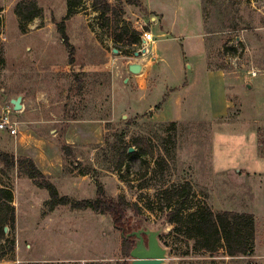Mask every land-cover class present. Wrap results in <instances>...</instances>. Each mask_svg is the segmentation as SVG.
<instances>
[{"label":"rangeland","instance_id":"374dc122","mask_svg":"<svg viewBox=\"0 0 264 264\" xmlns=\"http://www.w3.org/2000/svg\"><path fill=\"white\" fill-rule=\"evenodd\" d=\"M18 1L0 0V122L6 114L16 127L15 134L0 127V150L56 164L58 176L50 180L60 196L94 200L101 185L106 197L123 198L125 223L163 226L159 240L167 248L166 264H264V156L258 149V140L264 141V0H200L206 44L200 65L223 73L227 100L224 116L202 121L153 117L162 98L141 106L153 99L156 85L139 100L140 82L133 78L142 74L130 73L128 65L159 58L164 46L153 47L162 24L154 22L157 12L149 11L147 0H108L113 12L102 16L86 1L66 19V0H35L41 15L25 31L14 13ZM151 1L169 12L168 4L183 0ZM145 30L153 32L154 42L143 47L140 35L138 43H128ZM18 95L23 106L16 111L10 100ZM203 99L205 114L209 99ZM62 143L71 147L66 155ZM123 148L139 157H126L117 169ZM231 163L239 170H219ZM1 180L12 188L16 220L7 234L15 239L14 250L0 264H129L109 214L70 204L51 208L48 191L15 169ZM185 181L195 206L253 214L251 255L230 257L223 249L209 255L172 230L157 190Z\"/></svg>","mask_w":264,"mask_h":264},{"label":"trees","instance_id":"16d2710c","mask_svg":"<svg viewBox=\"0 0 264 264\" xmlns=\"http://www.w3.org/2000/svg\"><path fill=\"white\" fill-rule=\"evenodd\" d=\"M86 1H91L101 16L113 12L108 0H66L65 19L77 13ZM127 3L132 4L134 2L127 0ZM1 11L2 6L0 5ZM14 13L19 20L20 29L25 31L26 26L41 15V8L37 6L35 0H20L14 7ZM1 26L0 15V31ZM62 29L60 28L61 31ZM126 33L127 31L124 29L118 38H115L116 43L121 42ZM135 33L136 36L129 38V44H136L140 41V32ZM63 42L68 45L65 36ZM134 142L135 145H138L136 140ZM263 142L262 139L258 140L260 156H264ZM60 149L63 155L71 151V147L66 143H62ZM122 152L123 155L120 154L116 162L117 169L124 165L127 160L126 157L132 159L139 157L138 152L129 153L127 148H123ZM163 160L161 158V162ZM159 162L160 159H157L156 163ZM11 169H15L18 175L28 177L36 186L47 190L50 195L51 208L61 204H70L73 209H90L102 214H109L113 225L122 233V252L125 257H129L133 242L130 237L126 238V235L133 227L124 221V213L128 204L124 202L123 198L114 200L106 197L101 185H97V197L94 200L73 201L67 196H60L50 177L42 173L33 159L22 155L15 156L13 153L0 150V259L12 252L15 246L14 237L12 235L7 236L15 230L14 195L12 188L1 180L6 171ZM79 173L85 175L88 172L81 170ZM157 195L160 203L163 202L162 208L168 209L166 221L173 225L172 230L174 232L193 242V249L209 255L223 249L230 257L248 256L253 253L255 245L253 214L233 210H214L208 204L195 206L192 203V186L187 181L178 186L170 184L161 187L157 190ZM4 227L8 228L9 233L4 231Z\"/></svg>","mask_w":264,"mask_h":264},{"label":"crops","instance_id":"0c3cea01","mask_svg":"<svg viewBox=\"0 0 264 264\" xmlns=\"http://www.w3.org/2000/svg\"><path fill=\"white\" fill-rule=\"evenodd\" d=\"M146 2L149 11L157 12L152 17L156 19L154 22H161L162 24V28L158 30L159 33L157 34L159 39L155 42L153 41L156 43L153 47L156 46L159 50V42L161 44L163 42L164 46L158 52L159 58L151 59L148 63H142V76L133 78L135 79L134 81L140 82V86L137 88L140 92L139 100H145L146 97L152 94L150 89L156 85L153 99L141 106L155 104L162 98L163 102L160 110L157 114H153V117L157 116L163 121L168 119L173 121H185L187 119L202 121L205 116L209 120L224 116L227 110V100L225 98L223 73L220 70H207L200 65L206 54L201 1L183 0L174 2L172 5L168 4L170 7L169 12H162L154 8L151 5V0ZM169 46L171 50H166ZM157 59H159L158 65L155 63ZM171 59H174L176 63L173 64L172 62L173 66L170 64ZM184 60H188V63L184 65L185 69L183 68ZM150 80H152V84H150ZM183 81H187L186 84L177 88L181 82L183 84ZM202 90L205 91V97L202 95ZM202 98L209 99V108L205 114L200 111ZM189 102H192L190 110H188ZM23 154L33 159L43 174L51 177L53 181L56 179L58 176L55 172L58 169H55L56 164H48L46 162L40 164L33 155ZM253 156L257 157V154L253 152ZM238 157L236 159L241 160ZM222 165L219 170H239V167H235L234 163ZM244 169L247 168L244 167Z\"/></svg>","mask_w":264,"mask_h":264},{"label":"water","instance_id":"95a60500","mask_svg":"<svg viewBox=\"0 0 264 264\" xmlns=\"http://www.w3.org/2000/svg\"><path fill=\"white\" fill-rule=\"evenodd\" d=\"M114 51L117 50L114 49ZM135 54L137 55V53ZM141 68V62H132L128 65V71L132 74L140 73ZM10 102L13 110L16 111L20 110L23 106L21 95L11 99ZM7 229V227H4V231H7ZM163 230V226L151 229L143 223L142 227L128 233L126 238L135 237L134 246L129 252V264H166L167 248L162 246L159 240V236Z\"/></svg>","mask_w":264,"mask_h":264},{"label":"built area","instance_id":"2783aa9c","mask_svg":"<svg viewBox=\"0 0 264 264\" xmlns=\"http://www.w3.org/2000/svg\"><path fill=\"white\" fill-rule=\"evenodd\" d=\"M154 41V36L151 31L145 30L141 34V44L143 47H147L149 43H152ZM254 75V71L252 72ZM0 127L5 128L9 131L11 134H15L16 127L13 122L10 121L8 118V115H3L0 122Z\"/></svg>","mask_w":264,"mask_h":264},{"label":"flooded vegetation","instance_id":"af4514ba","mask_svg":"<svg viewBox=\"0 0 264 264\" xmlns=\"http://www.w3.org/2000/svg\"><path fill=\"white\" fill-rule=\"evenodd\" d=\"M142 225H143V223L142 224H139V225H137V226H133V228H132V230L131 231H133V230H137V229H139L140 227H142ZM130 231V232H131ZM129 232V233H130ZM121 233V232H120ZM121 235H122V233H121ZM128 238V237H127ZM130 239L132 240V242H133V246H134V239H135V237H130ZM145 239H146V237H145ZM132 246V247H133Z\"/></svg>","mask_w":264,"mask_h":264}]
</instances>
